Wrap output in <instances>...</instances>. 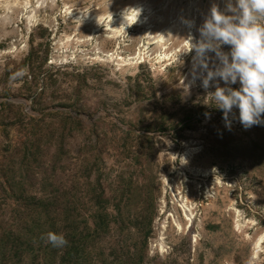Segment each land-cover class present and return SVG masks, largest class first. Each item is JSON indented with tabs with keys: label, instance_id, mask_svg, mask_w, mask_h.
<instances>
[{
	"label": "rangeland",
	"instance_id": "rangeland-1",
	"mask_svg": "<svg viewBox=\"0 0 264 264\" xmlns=\"http://www.w3.org/2000/svg\"><path fill=\"white\" fill-rule=\"evenodd\" d=\"M212 3L225 6L224 0H0V227L23 208L11 198L21 190L40 197L48 182L60 192L77 187L83 212L94 207L88 183H99L109 198L102 205L124 218L122 234L113 229L103 238L108 255L113 244L142 251L133 226L142 209L147 222L152 218L145 264H264V239L255 252L264 236V126L245 130L234 120L227 130L200 81L189 87V40L199 38ZM139 5L136 23L115 34L106 26L109 15ZM73 14L104 20L88 27ZM32 48L38 79L27 97L33 74L22 65ZM6 101L15 107L3 110ZM68 114L81 119L79 129L63 124ZM186 198L191 224L181 204Z\"/></svg>",
	"mask_w": 264,
	"mask_h": 264
},
{
	"label": "trees",
	"instance_id": "trees-1",
	"mask_svg": "<svg viewBox=\"0 0 264 264\" xmlns=\"http://www.w3.org/2000/svg\"><path fill=\"white\" fill-rule=\"evenodd\" d=\"M35 55L36 52L32 48L22 65L29 67L33 74L31 80L27 82L28 88L25 92L27 97L33 96L36 92L34 87L37 86L38 76L37 66L34 64L37 59ZM2 104L3 110L15 107L10 101ZM19 116L23 117V114L20 113ZM68 116L70 118L63 124H70L73 130L79 129L82 125L81 119L70 114ZM145 138L152 141L151 138ZM39 141L41 138L38 139ZM20 169L24 171L22 167ZM18 185L19 188L24 186L21 183ZM56 185L53 182L45 184V189L51 187L52 190L44 189L40 197L22 190L18 195L11 197L23 208L12 211L6 226L0 227V264H145L144 246L152 222V218L146 221L148 212L139 209L135 214L133 225L136 229H140L137 232L142 237V251L134 247L131 254V246L113 244L109 248L108 255L106 251L108 247L102 245L103 238L112 235L113 229L116 233H123L125 228L122 227L123 213L120 210L116 213L109 212L105 205H102L107 204L109 198L104 196L105 191L102 187V190H99V183L97 187L88 183L90 189L87 193L94 207L90 210L83 208L84 213L80 209L84 198L78 196V188L71 186L69 190L60 192L55 190ZM138 190L139 188L136 187L135 191ZM117 222L121 223V226L117 225ZM50 231L63 234L68 241L67 245L63 248H54L46 243L42 237ZM109 256L113 258L110 259Z\"/></svg>",
	"mask_w": 264,
	"mask_h": 264
},
{
	"label": "clouds",
	"instance_id": "clouds-1",
	"mask_svg": "<svg viewBox=\"0 0 264 264\" xmlns=\"http://www.w3.org/2000/svg\"><path fill=\"white\" fill-rule=\"evenodd\" d=\"M224 3L223 10L212 3L198 28L199 38L189 40L186 52H194L189 87L200 81L214 107L222 112L227 130H232L234 120L245 130L264 126V0H224ZM127 12L136 23L141 9L126 10L125 22ZM182 23L189 29L195 26L191 20ZM224 46L229 51H224ZM237 83L239 88H233ZM210 88L215 91L210 92ZM204 115L211 118L208 112ZM42 239L54 248H63L68 243L63 234L51 231Z\"/></svg>",
	"mask_w": 264,
	"mask_h": 264
},
{
	"label": "bare ground",
	"instance_id": "bare-ground-1",
	"mask_svg": "<svg viewBox=\"0 0 264 264\" xmlns=\"http://www.w3.org/2000/svg\"><path fill=\"white\" fill-rule=\"evenodd\" d=\"M138 5V4H137ZM142 9V6L139 5V6H136V8H129V9ZM128 10V9H123L121 10L120 12H115V16H113L112 14L109 15L108 17V21H105L106 23V26L109 28V29H113L114 31V34L117 33V32H121V30L123 29V27L125 25H129L130 23L133 24L134 22V17L131 16L130 12H127L125 13V16H126V22H125V19H124V15L123 13ZM142 13V12H141ZM144 15V14H143ZM73 16H75L76 19H78L77 21H80L83 25H86L88 27H91V25L97 23V24H100V23H103L102 20H104V17L103 16H98V15H89L88 17L86 16H82V18L79 17V14H76ZM145 16V15H144ZM125 23V24H124ZM82 26V25H81ZM126 27V26H125ZM95 28L92 29V31L94 30ZM124 31V30H123ZM92 34V33H91ZM93 35V34H92ZM91 36V35H90ZM185 44V43H184ZM171 46V45H170ZM145 47V46H144ZM173 50V49H172ZM182 51V50H181ZM141 52V50H140ZM143 52V51H142ZM170 52V51H169ZM175 52V51H174ZM115 54V53H114ZM163 55V54H162ZM140 56V55H139ZM170 56V53H166L164 52V55H163V58L165 60H167ZM109 59V58H108ZM122 60V59H121ZM160 60V59H159ZM132 61V60H131ZM161 61V60H160ZM122 63V62H121ZM162 64V63H161ZM164 201V199H163ZM195 202V201H194ZM189 198H186V201H182L181 204L184 208V213H185V217L186 219L188 220V224H191L192 223V220H193V212L191 211L190 207H189ZM170 204V203H169ZM163 205V204H162ZM187 208L189 209L187 211ZM167 213V212H166ZM199 213V212H198ZM162 216V215H161ZM165 216V215H164ZM187 224V225H188ZM238 224V225H237ZM186 225V227H187ZM237 227H240V223H236ZM178 226V229H182V225L180 223L177 224ZM190 226V225H189ZM189 232V231H188ZM162 238V237H161ZM264 239V236H262L261 238L258 239L257 243L256 244V247L258 250H256V254H258L257 251H259V249L261 248V243ZM162 246V245H161ZM261 250V249H260Z\"/></svg>",
	"mask_w": 264,
	"mask_h": 264
}]
</instances>
